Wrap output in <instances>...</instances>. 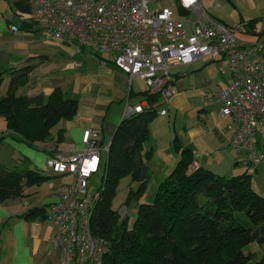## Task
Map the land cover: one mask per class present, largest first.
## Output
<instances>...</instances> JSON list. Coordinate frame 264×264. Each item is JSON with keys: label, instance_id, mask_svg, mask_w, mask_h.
I'll return each mask as SVG.
<instances>
[{"label": "crops", "instance_id": "1", "mask_svg": "<svg viewBox=\"0 0 264 264\" xmlns=\"http://www.w3.org/2000/svg\"><path fill=\"white\" fill-rule=\"evenodd\" d=\"M13 1L0 0V97L7 95L11 87L17 96L29 97L48 96L55 87H60L66 96L78 100V110L72 119L61 120L56 125L57 133L63 130V141L57 143V133L55 137L52 133L54 144L46 142L44 148L67 151L75 146L79 149L88 128L100 129L102 145L105 147L108 141L107 146H110L115 130L125 118L127 105L148 104L142 81L138 88L134 86L137 78L130 84L128 75L114 64L111 53L80 51L74 44L49 38L42 25L24 20L20 12L13 9ZM201 1L219 24L229 27L241 24L236 42L239 45L260 43L264 57V0ZM246 24H251V32L246 30ZM12 25H17L18 29L12 30ZM223 66L220 60L199 59L173 69V86L177 92L168 104L157 106L158 110L165 107L168 112L158 113L160 116L150 124V137L143 155L151 151V156L144 157V161L149 167L162 169L160 178L164 179L176 166L181 152L188 149L192 155V170L205 167L226 177L247 171L254 189L264 195V130L258 134L262 161L244 167L243 157L231 146L239 122L230 116H221L219 105L209 103L205 97L206 91L215 84L227 86L231 81L230 72L224 73ZM25 67H29L27 74L15 71ZM0 120L1 132L6 123L3 117ZM165 136L168 145L161 149L159 140ZM176 138L179 151L174 147ZM150 139L155 145H150ZM6 140L23 150V146L10 137ZM28 154L31 164L41 166L50 178L61 182L53 184L49 179L41 185L26 187L24 196L0 202V264H60L62 251L51 242L55 226L46 215L49 206L58 199L57 187L71 176L47 172L44 162L49 152L46 157L31 150ZM31 164L29 167H34ZM37 193L38 200L33 197ZM41 206H46L44 215L34 219L23 217L28 209Z\"/></svg>", "mask_w": 264, "mask_h": 264}, {"label": "built area", "instance_id": "2", "mask_svg": "<svg viewBox=\"0 0 264 264\" xmlns=\"http://www.w3.org/2000/svg\"><path fill=\"white\" fill-rule=\"evenodd\" d=\"M154 3L158 6L151 9ZM20 14L42 25L49 38L80 51L115 54L114 64L130 84L139 78L148 96L159 95L156 106L168 104L177 92L174 68L199 59L222 61V71L232 79L227 86L215 84L205 97L219 105L221 116L239 122L231 146L243 155L241 164L249 168L262 161L258 134L264 130V57L260 43L236 42L241 24H219L201 0H31V10ZM148 106L128 104L125 118ZM167 112L165 107L158 110ZM101 135L100 129L88 128L79 149L52 151L46 161L48 173L71 176L57 187L58 199L46 215L55 226L51 242L62 251L60 264H104L107 243L90 228L99 191L89 195L90 180L105 165L102 151L109 152Z\"/></svg>", "mask_w": 264, "mask_h": 264}, {"label": "trees", "instance_id": "3", "mask_svg": "<svg viewBox=\"0 0 264 264\" xmlns=\"http://www.w3.org/2000/svg\"><path fill=\"white\" fill-rule=\"evenodd\" d=\"M13 9L21 13L31 10V0H14ZM251 25V24H250ZM249 24L247 31H252ZM15 71L29 72V67ZM2 78L0 77V85ZM150 106L124 118L115 130L101 173L99 196L91 217V232L103 238L108 251L104 264H264L245 248L252 243L264 247V195L254 189L246 171L231 177L205 167L190 168V150L161 181L152 203H139L132 226L128 216L112 206L118 185L126 175L139 182L131 190L126 203L139 199L152 177L143 155L150 137V124L158 115L155 105L159 95L148 96ZM78 100L68 97L60 87L48 96H17L13 87L0 97V117L6 127L0 132V147L10 137L32 147L52 138L53 128L61 120L72 119ZM63 130L56 142L63 141ZM180 150L178 138L174 139ZM52 153L55 149L47 150ZM50 179L37 168H9L0 162V202L24 196L26 187L41 185ZM46 206L32 207L23 217L34 219L45 214Z\"/></svg>", "mask_w": 264, "mask_h": 264}, {"label": "rangeland", "instance_id": "4", "mask_svg": "<svg viewBox=\"0 0 264 264\" xmlns=\"http://www.w3.org/2000/svg\"><path fill=\"white\" fill-rule=\"evenodd\" d=\"M158 4L154 3L151 4L150 8L153 9L155 7H157ZM115 57V54H113ZM134 86L135 88L141 87V83H140V79H135L134 81ZM160 115L158 114L157 117H159ZM156 117V118H157ZM1 121V120H0ZM57 128L58 126H55L53 128V136H56L57 133ZM171 128V134L172 136H174V129L173 126L170 127ZM169 129V127H168ZM173 139V138H172ZM151 143L150 145H155V141L153 139H150ZM48 142L53 143L54 140H49ZM160 142V146L161 149H164L163 147H166L168 145V140L165 138H160L159 140ZM20 145L23 146V150H19L16 149L13 145H11L7 140H5L1 147H0V162L5 164L6 166H8L9 168H22V167H29V164H31L29 158H28V153L29 151H34V152H39L42 153L43 155H45V157L47 156V151L44 148V143H37V146L32 147L31 145L27 144V143H19ZM54 144V143H53ZM108 141L105 142V147L107 146ZM149 144V143H148ZM146 145V144H145ZM20 151V152H19ZM28 152V153H27ZM243 157V155H240ZM107 157V151L103 150L102 151V158L103 161L106 160ZM33 165V164H31ZM37 165V164H36ZM44 165L46 167V161L44 162ZM34 167L32 168H37L38 170H40L42 173H45V171L42 170L41 166H35V164L33 165ZM150 166V169L152 171V177L149 180L147 189L145 190L144 194L139 198H132L130 199L129 202L126 203L127 197L130 193L131 190H137L139 187V182L137 180H135L132 175H126L123 178H121L119 185H118V190L116 195L114 196L113 200H112V206L115 209H122V208H126V210H124L123 215H127L128 216V224L129 226H132L135 219H136V215H137V207L139 203H152L156 197L157 191H158V187L161 183V181L163 180L161 177L162 175V169L158 170L155 168V166L153 165V167ZM229 177V176H227ZM55 178H50V181H52L53 184H56L58 181L61 182V180H54ZM71 178H66L62 181H70ZM101 185V173L96 174L91 180H90V185H89V195L94 194ZM36 196V197H35ZM33 197H35L38 200L39 194L37 193L36 195H33ZM41 198V197H40ZM246 252H251L253 253L255 256H262L263 252H264V247L260 246L257 243H252L250 244L248 247L245 248Z\"/></svg>", "mask_w": 264, "mask_h": 264}]
</instances>
